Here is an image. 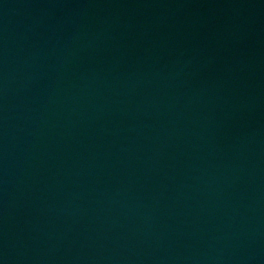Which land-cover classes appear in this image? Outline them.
I'll return each mask as SVG.
<instances>
[{"label":"water","instance_id":"water-1","mask_svg":"<svg viewBox=\"0 0 264 264\" xmlns=\"http://www.w3.org/2000/svg\"><path fill=\"white\" fill-rule=\"evenodd\" d=\"M0 264H264V0H0Z\"/></svg>","mask_w":264,"mask_h":264}]
</instances>
